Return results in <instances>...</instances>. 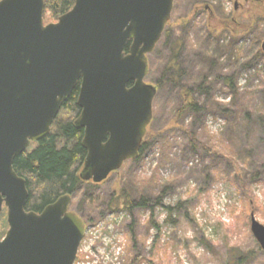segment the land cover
I'll list each match as a JSON object with an SVG mask.
<instances>
[{
	"label": "rangeland",
	"instance_id": "obj_1",
	"mask_svg": "<svg viewBox=\"0 0 264 264\" xmlns=\"http://www.w3.org/2000/svg\"><path fill=\"white\" fill-rule=\"evenodd\" d=\"M225 17H235L226 28ZM263 40L264 0H174L148 56L146 81L157 92L146 149L106 180L84 181L74 195L72 210L80 199L89 209L79 211L87 229L77 261L264 264L251 231L252 214L264 225ZM186 89L201 110L178 111L189 99ZM130 194L145 196L152 207L128 210ZM6 218L3 207L0 238L9 228ZM105 240L117 260L90 252Z\"/></svg>",
	"mask_w": 264,
	"mask_h": 264
},
{
	"label": "water",
	"instance_id": "obj_2",
	"mask_svg": "<svg viewBox=\"0 0 264 264\" xmlns=\"http://www.w3.org/2000/svg\"><path fill=\"white\" fill-rule=\"evenodd\" d=\"M44 7L45 0H0V212L6 207L9 225L0 264L75 263L87 227L70 208L72 195L26 210L27 182L14 160L50 133L78 84L81 178L100 183L138 157L157 92L146 81L148 56L174 0H75L49 23ZM251 231L264 250V225L253 214Z\"/></svg>",
	"mask_w": 264,
	"mask_h": 264
},
{
	"label": "trees",
	"instance_id": "obj_3",
	"mask_svg": "<svg viewBox=\"0 0 264 264\" xmlns=\"http://www.w3.org/2000/svg\"><path fill=\"white\" fill-rule=\"evenodd\" d=\"M74 3L75 0H45L44 21L45 19L58 20L59 16L68 12ZM234 21L235 17H225L223 27L226 23ZM130 45L131 41L127 43L126 51L129 50ZM177 51L178 48L174 49L169 62L170 66L175 67V64L177 65L175 63ZM172 78L174 77L168 79L171 80ZM222 79L227 85H231L232 81L229 77L225 76ZM206 80L205 78L204 83ZM204 83L198 86L199 90L203 89ZM79 85L60 109L50 133L41 140L33 142L26 151L14 160V169L27 182L28 198L25 207L28 211L39 213L61 196L75 194L84 184V180L81 178V171L87 155V150L81 143L84 129L78 128L75 124V120L81 112L77 104ZM191 93L192 89H186V95L189 99L181 104L178 110L181 114L186 111L202 109L198 101L191 98ZM145 149L146 141L144 140L139 156L133 160H138ZM126 198L124 204L128 210L136 205L147 207L149 203L145 196L135 199L130 194Z\"/></svg>",
	"mask_w": 264,
	"mask_h": 264
},
{
	"label": "built area",
	"instance_id": "obj_4",
	"mask_svg": "<svg viewBox=\"0 0 264 264\" xmlns=\"http://www.w3.org/2000/svg\"><path fill=\"white\" fill-rule=\"evenodd\" d=\"M111 244V242H109V241H107V240H105L104 241V246L103 245H101L100 244V247L98 248H96L95 250H93V249H91V253L94 255V256H96V257H98V256H101V258L103 259V260H117L118 259V256H119V253L117 252V251H115L114 252V254H113V256L111 257L107 252H106V249H107V247L109 246ZM85 246V245H84ZM79 251H80V249H79ZM79 253V252H78ZM77 259H78V257H77ZM101 259V260H102ZM81 262H82V264H94V263H98V261H94V260H91V261H89V262H86V260H76V262H75V264H81ZM113 264H118V263H115V261H113ZM119 264H120V262H119Z\"/></svg>",
	"mask_w": 264,
	"mask_h": 264
},
{
	"label": "flooded vegetation",
	"instance_id": "obj_5",
	"mask_svg": "<svg viewBox=\"0 0 264 264\" xmlns=\"http://www.w3.org/2000/svg\"><path fill=\"white\" fill-rule=\"evenodd\" d=\"M86 182H88V181H86ZM91 182H92V183H95V182H93V181H91ZM84 183H85V182H84ZM95 184H98V183H95ZM74 195H75V194L72 195V200H71L70 208H71V205H72V202H73ZM88 200H89V199H88ZM86 203H87V199H85V200L80 199V201H77V203H76V208H77V209H75V211H76L81 217H82V215H81V213L79 212L81 206H82V212H83L84 209H85V211H89V209H88ZM109 206L112 207L111 204H109ZM123 206H124V205H123ZM136 206H140V205H136ZM140 207L146 208L145 206H140ZM148 207H149V208L152 207V206H151V203H148ZM119 208H120V207H119Z\"/></svg>",
	"mask_w": 264,
	"mask_h": 264
}]
</instances>
